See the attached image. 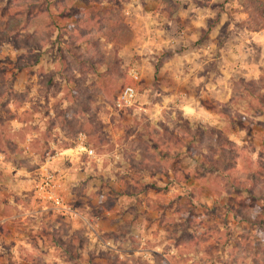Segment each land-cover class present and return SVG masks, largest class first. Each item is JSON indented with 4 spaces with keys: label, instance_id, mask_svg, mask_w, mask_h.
I'll list each match as a JSON object with an SVG mask.
<instances>
[{
    "label": "rangeland",
    "instance_id": "rangeland-1",
    "mask_svg": "<svg viewBox=\"0 0 264 264\" xmlns=\"http://www.w3.org/2000/svg\"><path fill=\"white\" fill-rule=\"evenodd\" d=\"M183 1L71 0L62 19L0 0V25L23 14L22 43H0V264H264V25L248 35L247 0ZM131 68L137 102L118 110ZM251 177L253 195L234 182Z\"/></svg>",
    "mask_w": 264,
    "mask_h": 264
},
{
    "label": "trees",
    "instance_id": "trees-1",
    "mask_svg": "<svg viewBox=\"0 0 264 264\" xmlns=\"http://www.w3.org/2000/svg\"><path fill=\"white\" fill-rule=\"evenodd\" d=\"M50 4L52 6L59 7L60 13L62 15V17H61L62 19H64V15H68L69 11L71 9H73V8H71L72 7L71 0H50ZM247 5H248L249 9L246 12H249L250 15H252L251 16L252 22L255 23L256 25H260L259 28H253L252 29L251 25H253V24L250 23L251 24L250 28L248 26L247 30L250 29V31H252V32H257L262 28L261 26L264 25V0H247ZM120 9L121 8H119L117 11L119 12ZM114 11H115L114 9H108L107 14L112 15ZM21 15H23V14H20L18 12V13H16V16H14V15L10 16L9 20L6 23L0 25V43L3 41L9 40V39H12L14 42H17V43H22L21 39H20L21 38L20 30H18V28L21 29L20 24H21V20L23 19V18H21ZM29 16L32 17L31 18L32 20L29 21L30 23L31 22L33 23L35 20L40 19L39 16H37V15L34 16V15L30 14ZM81 16L83 17L82 18L83 20H81L79 22L83 23L82 26H84V27H87V28L92 27L90 30H92L93 28L95 29V27L98 25L97 23H99V26H100V25L104 24V22L106 21V19H104V20L100 19V21L102 20L101 22H96V21L93 22V21H90L91 16H88V14L87 15L81 14ZM79 19H81V18H79ZM250 22H251V19H250ZM32 23L30 25L24 26L23 28H25L26 30L30 29V27L32 26ZM245 24H249V23L247 22ZM213 27H214V25L212 24L210 26L209 30L211 31ZM124 28H125L124 30L118 32V35H117V32H115L112 35V37L111 36L109 37L106 33L104 34L101 32V34H99V36H94L93 38H91L89 35L90 31H88L89 34H87V36L81 37L79 40L91 42L92 40L96 41L100 37H109L112 39V41H115V40H118L120 42L122 41L121 43L123 45H126L130 42L131 37H132V33L130 32L127 25H125ZM101 30L104 31L105 29L101 28ZM37 34H38V32H36L34 34H30L29 32H26V34L23 37V40L25 42H26V40H29L27 42L28 43L27 45L32 44V43H36V41H37L36 37H38ZM116 35H117V38H116ZM115 55H117V54H115ZM156 72H157V70H156ZM262 81H264V76L262 78ZM128 85H133V81H131V83H129ZM252 96L255 97V100L258 101V105H259V107H255V110L258 112L259 115H264V94L252 93ZM191 147L194 148V146H191ZM218 149L219 150H217V151L216 150L213 151L214 159L217 155H221V153L222 154L225 153L224 149H226V147L220 146V148H218ZM195 151L196 150L194 148L193 154H195ZM202 157L205 158V156H202ZM221 157H222V155H221ZM205 159H207V158H205ZM222 162H223V159H222ZM140 168L144 169L146 171L148 170L150 172H153L155 170L154 169L155 165L152 166V164H148L146 161L145 162L142 161ZM159 170H161V169L159 168ZM227 171H229V170H227ZM229 175H231V174H229ZM251 178L249 180L243 181V182H241L239 180H234V182L239 184V186L241 187V189L244 192H247V193L253 195V193H255V190L258 189L255 187L258 186L259 182L256 178L255 179L254 178L251 179ZM257 191H258L257 193H259L260 189Z\"/></svg>",
    "mask_w": 264,
    "mask_h": 264
},
{
    "label": "built area",
    "instance_id": "built-area-1",
    "mask_svg": "<svg viewBox=\"0 0 264 264\" xmlns=\"http://www.w3.org/2000/svg\"><path fill=\"white\" fill-rule=\"evenodd\" d=\"M135 68H131L129 71V76L133 81V85L124 86L117 95L115 106L118 110L132 108L137 102V97H138L137 85L140 83L142 76L139 69H135ZM74 151L78 156L86 155L91 157L95 154L94 149L89 148L84 144V139H81L80 143L76 146ZM55 188H56V184H54L49 177H46L45 180H43L42 189L44 191L47 190L48 198H51L54 201L56 200L55 195L53 193V190H55Z\"/></svg>",
    "mask_w": 264,
    "mask_h": 264
},
{
    "label": "crops",
    "instance_id": "crops-1",
    "mask_svg": "<svg viewBox=\"0 0 264 264\" xmlns=\"http://www.w3.org/2000/svg\"><path fill=\"white\" fill-rule=\"evenodd\" d=\"M185 4H187V1H183L182 0V2H181V5L182 6H184ZM158 6L159 7H161V10H162V7H165V6H161V4H157L156 5V8H158ZM236 12V11H235ZM158 22H157V21ZM156 22L157 23H159L160 24V22L159 21H162V20H160V19H158V18H156ZM166 21V20H165ZM221 22V21H220ZM220 22H215V23H213V25H214V29L216 28V30H217V27L219 26V27H221V23ZM163 23H167L168 24V20L166 21V22H163ZM223 24V23H222ZM146 25V24H145ZM188 25H190V24H188ZM203 25L201 24V27H202ZM248 31V35H250L251 37H252V39H255V37H257L258 36V34H257V32H252V31H250V30H247ZM249 32H252V33H249ZM214 33V32H213ZM188 34H189V32H188ZM154 35V37H155V39H157L156 37H157V35L155 36V34H153ZM177 35L178 36H175V37H173V38H169V40H167V41H170V44H172V45H175V43H176V41H177V43H179L178 41L180 40H183V38H184V36H186L187 35V29L185 28V29H182V30H180L178 33H177ZM198 35H200V34H198ZM188 36V35H187ZM249 37V36H248ZM198 38H200V37H198L197 36V39ZM176 39V40H175ZM163 42V41H162Z\"/></svg>",
    "mask_w": 264,
    "mask_h": 264
}]
</instances>
